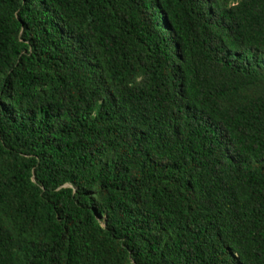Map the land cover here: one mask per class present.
Listing matches in <instances>:
<instances>
[{"label": "trees", "instance_id": "trees-1", "mask_svg": "<svg viewBox=\"0 0 264 264\" xmlns=\"http://www.w3.org/2000/svg\"><path fill=\"white\" fill-rule=\"evenodd\" d=\"M0 264H264V0H0Z\"/></svg>", "mask_w": 264, "mask_h": 264}]
</instances>
